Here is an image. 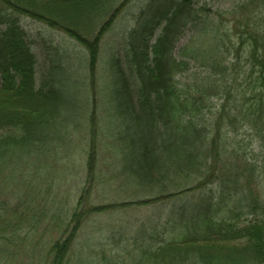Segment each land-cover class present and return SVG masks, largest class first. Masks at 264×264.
<instances>
[{"label":"trees","instance_id":"16d2710c","mask_svg":"<svg viewBox=\"0 0 264 264\" xmlns=\"http://www.w3.org/2000/svg\"><path fill=\"white\" fill-rule=\"evenodd\" d=\"M137 1L121 39L111 44L115 138L122 171L133 173L131 193L172 200L165 228L173 236L143 238L131 264H262L255 235L260 231L264 237V0H237L225 9L214 8L210 0ZM132 3L0 0V100L12 102L10 109L0 108V167L13 160L14 148L34 155L39 166L50 154L61 159L58 147L66 136L70 77L59 73L58 65L38 81L41 61L27 21L72 37L92 61L99 56L102 34ZM94 116L84 149L82 195L109 181L100 180L104 170ZM211 184L221 189L187 207L179 201ZM79 206L72 216L75 229L90 209ZM231 239L257 244L251 249L249 242L250 249L237 255L197 245ZM66 242L54 246L53 264L65 261Z\"/></svg>","mask_w":264,"mask_h":264},{"label":"rangeland","instance_id":"374dc122","mask_svg":"<svg viewBox=\"0 0 264 264\" xmlns=\"http://www.w3.org/2000/svg\"><path fill=\"white\" fill-rule=\"evenodd\" d=\"M236 1L210 0L214 8L221 9L230 8ZM137 4L138 1L133 0L128 8L119 10L113 28L107 32L104 30L105 35L101 33L103 29L100 30L103 38L99 56L92 61L85 47L72 37L63 32L51 34L40 24L27 21V28L35 38L34 49L41 61L38 81L49 69L70 65L68 71L67 67L58 71L68 72L67 77H70L65 97L67 114L64 115L63 133L66 136L63 146L58 147L61 159L50 154L46 165L39 166L34 155L28 157L24 148H14L10 152L13 160L10 162L9 159L0 167V264H53L57 253L54 246L65 241L63 247L68 250L65 252L62 248L65 253L63 264H107L110 261L131 264L138 257L143 238L155 234L158 240H167L173 236V232L165 228L172 200L155 201L147 193H131L130 187L136 186L129 181L133 173L129 176L122 171L115 138L118 111L114 101L116 76L111 69V44L116 42V38L121 39L124 24L131 20L128 13L135 10ZM183 46L184 38L180 42V47ZM53 61L56 63L52 66ZM181 79L184 81V73ZM11 103L6 99L0 100V108L8 110ZM93 115L99 131V164L104 170V177L102 174L100 180L109 181L82 195L87 181V154L84 149L89 142ZM52 149L55 151L54 146ZM38 159L43 158L38 156ZM101 166H97L98 172H102ZM202 188L184 195L179 201L187 207L189 203L210 197L212 191L217 193L221 189L217 184ZM136 200L150 202L134 204ZM79 205L90 209L83 211L82 221L75 229L76 222H72V216ZM107 205L113 206L109 210H93ZM260 233L255 235L259 242L257 247H260L257 254L264 259V237L261 238ZM245 241L231 239L197 245L211 248L215 253L225 250L237 255L239 249L246 253L257 244L256 241ZM249 242L251 245L247 248Z\"/></svg>","mask_w":264,"mask_h":264}]
</instances>
